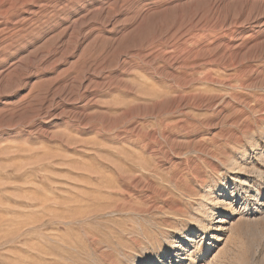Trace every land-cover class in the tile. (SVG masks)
I'll return each instance as SVG.
<instances>
[{
	"label": "rangeland",
	"instance_id": "374dc122",
	"mask_svg": "<svg viewBox=\"0 0 264 264\" xmlns=\"http://www.w3.org/2000/svg\"><path fill=\"white\" fill-rule=\"evenodd\" d=\"M0 264H264V0H0Z\"/></svg>",
	"mask_w": 264,
	"mask_h": 264
}]
</instances>
